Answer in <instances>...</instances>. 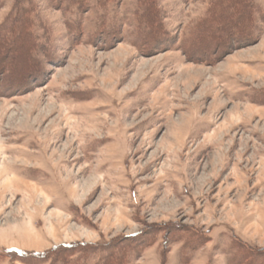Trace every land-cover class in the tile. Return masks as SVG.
Masks as SVG:
<instances>
[{"label": "rangeland", "instance_id": "rangeland-1", "mask_svg": "<svg viewBox=\"0 0 264 264\" xmlns=\"http://www.w3.org/2000/svg\"><path fill=\"white\" fill-rule=\"evenodd\" d=\"M0 264H264V0H0Z\"/></svg>", "mask_w": 264, "mask_h": 264}, {"label": "trees", "instance_id": "trees-1", "mask_svg": "<svg viewBox=\"0 0 264 264\" xmlns=\"http://www.w3.org/2000/svg\"><path fill=\"white\" fill-rule=\"evenodd\" d=\"M12 254V253H11ZM21 257H23L22 255H20Z\"/></svg>", "mask_w": 264, "mask_h": 264}]
</instances>
